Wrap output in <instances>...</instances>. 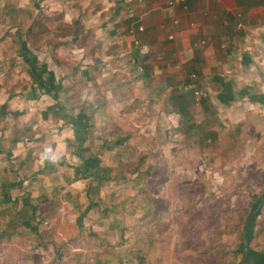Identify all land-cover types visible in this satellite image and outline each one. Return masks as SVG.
Segmentation results:
<instances>
[{
    "label": "rangeland",
    "instance_id": "374dc122",
    "mask_svg": "<svg viewBox=\"0 0 264 264\" xmlns=\"http://www.w3.org/2000/svg\"><path fill=\"white\" fill-rule=\"evenodd\" d=\"M46 2L0 0V264H241L245 248L264 264V200L252 209L264 188V123L255 113L237 122L231 108L235 118H211L213 131L166 138L173 163L150 170L137 166L153 159L139 141L134 152L124 141L116 148L110 134L123 131L107 135L83 121L85 145L107 172L99 181L74 178L77 163L65 155L75 134L63 155L46 152L61 128L36 120L51 98L19 51L25 41L43 62L46 40L36 39L60 23ZM66 91L57 92L64 112L71 104L61 97L77 93Z\"/></svg>",
    "mask_w": 264,
    "mask_h": 264
},
{
    "label": "crops",
    "instance_id": "0c3cea01",
    "mask_svg": "<svg viewBox=\"0 0 264 264\" xmlns=\"http://www.w3.org/2000/svg\"><path fill=\"white\" fill-rule=\"evenodd\" d=\"M165 1L47 0L45 13L60 23L52 20L43 38L36 39L46 40L43 62L38 64L40 54L21 43L35 58L38 89L52 103L36 120L61 128L52 146H44L52 157L57 151L63 155L75 134L56 115L63 107L54 87L77 92L70 99L61 97L76 117L95 122L104 134L109 130L107 135L117 127L124 132L110 134L112 146L126 143L134 152L139 141L144 150L138 152L151 153L153 159H140L137 166L149 170L152 163L157 168L173 163L164 158L166 138L175 140L186 129L213 131L211 118L219 122L220 113L232 116L231 108L237 109V122L255 113L264 123V4L188 0L184 10L166 8ZM203 91L205 100L198 101L196 93ZM74 150L65 157L77 163L75 168L81 163Z\"/></svg>",
    "mask_w": 264,
    "mask_h": 264
},
{
    "label": "trees",
    "instance_id": "16d2710c",
    "mask_svg": "<svg viewBox=\"0 0 264 264\" xmlns=\"http://www.w3.org/2000/svg\"><path fill=\"white\" fill-rule=\"evenodd\" d=\"M239 4L250 7V6L264 4V0H239ZM19 50L23 51L21 54V57H23L26 63H28L29 74L32 78L33 83L36 84V81H38L39 74L37 73L35 58H33L29 54L30 52L27 51L25 44L20 43ZM51 90L54 91L55 87ZM59 90L60 88L56 89L54 92L59 93ZM56 115L58 117L64 118L63 120H66V122L72 127L75 133V139H76L77 146L73 152V155L80 161L81 164L80 166L74 168V178L76 180H87L91 178L92 181H99L103 179V174L105 173L107 174V172L102 170L100 166L101 160L94 157L88 151V149L84 147V144L86 142L85 131L87 127L84 130L83 129L81 130L80 126L85 117L84 118L81 116L76 117V114L74 115V111L72 108L69 109L68 114L64 115L63 111H61V112L56 113ZM86 121L89 122V120L87 119ZM82 127H83V123H82ZM262 200H264V188L262 190V198L259 200V203L252 205V209L254 212L255 211L257 212L258 210L257 206L262 203ZM245 249L242 250L244 260L241 264H260L259 262H257V258L261 254H258L256 257V253H251L249 249H247V252H245Z\"/></svg>",
    "mask_w": 264,
    "mask_h": 264
},
{
    "label": "built area",
    "instance_id": "2783aa9c",
    "mask_svg": "<svg viewBox=\"0 0 264 264\" xmlns=\"http://www.w3.org/2000/svg\"><path fill=\"white\" fill-rule=\"evenodd\" d=\"M187 2L188 0H166L164 4L166 8H173L176 6H181L182 9L185 10L187 8ZM139 30H142V28H139ZM196 95L200 96V93H196Z\"/></svg>",
    "mask_w": 264,
    "mask_h": 264
},
{
    "label": "water",
    "instance_id": "95a60500",
    "mask_svg": "<svg viewBox=\"0 0 264 264\" xmlns=\"http://www.w3.org/2000/svg\"><path fill=\"white\" fill-rule=\"evenodd\" d=\"M245 252H247V249H245Z\"/></svg>",
    "mask_w": 264,
    "mask_h": 264
}]
</instances>
